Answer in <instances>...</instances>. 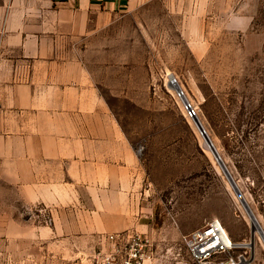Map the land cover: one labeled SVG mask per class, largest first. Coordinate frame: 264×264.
Listing matches in <instances>:
<instances>
[{
	"label": "rangeland",
	"instance_id": "374dc122",
	"mask_svg": "<svg viewBox=\"0 0 264 264\" xmlns=\"http://www.w3.org/2000/svg\"><path fill=\"white\" fill-rule=\"evenodd\" d=\"M141 1L95 15L74 54L137 155L134 192L155 251L146 264H193L184 250L176 257L180 237L213 217L253 241L237 252L264 264V0ZM42 206L0 239V264H90L98 240L53 238Z\"/></svg>",
	"mask_w": 264,
	"mask_h": 264
},
{
	"label": "crops",
	"instance_id": "0c3cea01",
	"mask_svg": "<svg viewBox=\"0 0 264 264\" xmlns=\"http://www.w3.org/2000/svg\"><path fill=\"white\" fill-rule=\"evenodd\" d=\"M133 3L0 0V239L38 204L63 242L147 228L135 150L74 54L95 15Z\"/></svg>",
	"mask_w": 264,
	"mask_h": 264
},
{
	"label": "built area",
	"instance_id": "2783aa9c",
	"mask_svg": "<svg viewBox=\"0 0 264 264\" xmlns=\"http://www.w3.org/2000/svg\"><path fill=\"white\" fill-rule=\"evenodd\" d=\"M179 94L185 95L181 87ZM184 108L188 117H196V109L187 99ZM47 209L42 206L37 211L46 222L52 223ZM239 242L233 239L219 217H213L181 235L176 257L184 250L193 264H251L250 256L237 252L242 246ZM97 244V249L88 256L90 264H146L155 253L150 236L136 229L101 233Z\"/></svg>",
	"mask_w": 264,
	"mask_h": 264
},
{
	"label": "water",
	"instance_id": "95a60500",
	"mask_svg": "<svg viewBox=\"0 0 264 264\" xmlns=\"http://www.w3.org/2000/svg\"><path fill=\"white\" fill-rule=\"evenodd\" d=\"M171 83H175V85H176L175 88L179 90L180 86H179V84L177 83L175 77H171ZM199 129H200V131H201L202 134H204V133L206 134L205 129H204V127H203V125H202L201 123H200V125H199ZM205 140L207 141V143H208L209 145L212 146V148H213V153H214V155H215V156L221 161V167L224 169V172H225V174L227 175V177H228L230 183H231L232 186L236 189V191L241 195L242 199L244 200L243 202H244L245 205L247 206V209L250 211V213L253 215V217L257 220L255 214H254L253 211L250 209V207H249V205L247 204L245 198L243 197V194H242L241 190L239 189V187H238V185H237V183H236V181H235L233 175H232L231 172L229 171L227 165H226L225 162L223 161V159H222L221 155L219 154L217 148L215 147V145L213 144L211 138H210L207 134H206V136H205Z\"/></svg>",
	"mask_w": 264,
	"mask_h": 264
},
{
	"label": "bare ground",
	"instance_id": "6f19581e",
	"mask_svg": "<svg viewBox=\"0 0 264 264\" xmlns=\"http://www.w3.org/2000/svg\"><path fill=\"white\" fill-rule=\"evenodd\" d=\"M175 84V83H174ZM173 83H171V78H170V85L171 86H175ZM200 125V124H199ZM206 146H207V148L208 149H210L211 151H212V153H213V148H212V146L211 145H209L208 143H206ZM214 154V153H213ZM215 156V155H214ZM216 157V156H215ZM216 159L219 161V163H220V165H221V161L216 157ZM224 170V169H223ZM236 190V189H235ZM250 218H251V220H252V223L253 224H255L256 225V229H257V231L258 230H260L259 229V226L257 225V222L255 221V218L252 216V214H251V216H250ZM256 232V231H255ZM239 243H242V246H250L252 243H253V241L252 242H250V241H244V242H239ZM252 246H253V244H252Z\"/></svg>",
	"mask_w": 264,
	"mask_h": 264
}]
</instances>
